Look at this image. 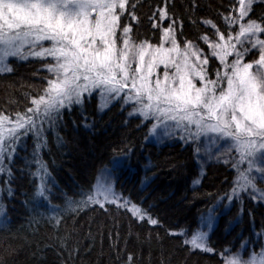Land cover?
Returning a JSON list of instances; mask_svg holds the SVG:
<instances>
[{
    "label": "snow or ice",
    "instance_id": "obj_1",
    "mask_svg": "<svg viewBox=\"0 0 264 264\" xmlns=\"http://www.w3.org/2000/svg\"><path fill=\"white\" fill-rule=\"evenodd\" d=\"M255 5L264 0H231L226 14H220L225 31L211 19L200 20L216 37L197 36L207 44L205 51L196 41L178 39L183 18L172 11L173 0L148 5L147 22L156 43L140 39L138 9L144 5L138 0H0V75L13 71L11 60L39 63L33 75L47 73L41 77L46 86L31 97L30 107L14 117L0 113V200L5 193L9 199L15 195L12 166L19 153L28 152L29 139L32 151L19 171L32 178L34 199L24 203L35 210L37 201L50 200L55 182L42 159L45 150L50 152L49 136L55 135L61 147L59 129L75 110L83 127L90 128L86 105L97 98L100 112L115 105L122 112L130 109L128 118L148 127L146 140H175L191 147L198 169L194 188L213 165L235 173L230 191L201 214L195 230L169 235L183 237L190 252L219 256L220 264H264V224L252 231L254 239L238 237L240 250L233 245L218 252L210 243V233L233 208L239 206V214L225 231L243 219L245 198L264 206V187L258 186L264 183V14L257 16ZM196 7L193 0L192 9ZM192 24L198 26L195 20ZM248 56L254 58L246 61ZM213 59L218 61L214 75L209 68ZM113 152L95 183L80 186L75 193L79 199L66 198L64 211L79 214L96 206L108 211L106 206L115 205L144 224L159 226L148 209L115 191L120 171L132 167L133 149ZM248 214L255 229V216L251 210ZM10 224L6 206L0 204V231ZM132 261L129 255L126 264Z\"/></svg>",
    "mask_w": 264,
    "mask_h": 264
},
{
    "label": "trees",
    "instance_id": "obj_2",
    "mask_svg": "<svg viewBox=\"0 0 264 264\" xmlns=\"http://www.w3.org/2000/svg\"><path fill=\"white\" fill-rule=\"evenodd\" d=\"M138 2L144 5L138 9L143 20L140 39L156 43L147 15L148 5H155L158 0ZM194 2L197 7L192 9L193 0H173L172 11L183 18V36L178 39L196 41L207 51V44L197 41V36L207 34L213 40L216 37L214 30L199 21L211 19L225 31L220 14H226L231 0ZM255 14H264V5H255ZM253 58L248 56L246 61ZM10 63L13 71L0 75V113L15 116L31 106V97L41 93L43 88L38 89L46 72L33 75L41 67L39 63L15 60ZM217 64L218 61L210 60L213 75ZM96 107L95 99L86 105L91 125L88 129L83 127L79 110L65 115L64 126L59 129L63 138L61 147H57L55 135L49 136L50 152L45 150L42 159L48 165L55 187L49 185L50 200L37 201L35 210L32 203H24L34 199L33 180L27 171L23 174L19 171L24 166L23 158L30 156L33 140L27 141L28 152L16 157L12 166L16 176L12 185L15 195L9 199L5 193L0 200L11 221L9 230L0 231V264H126L129 255L133 257L132 264H220L219 256L190 252L182 243L183 237L171 236L169 232L195 230L201 214L230 191L235 173L227 166L213 165L206 169L202 183L194 188L192 181L197 178L198 169L191 147L175 140L165 144L146 140L148 127H138L140 121L129 119L127 109L122 112L119 106H112L100 113ZM126 147L133 149L132 167L120 171L115 189L148 209L159 219V226L144 224L130 211L117 209L115 205L106 206L108 211L98 206L79 214L64 211L66 198L79 199L75 193L80 191V186L87 188L95 183L99 169L109 165L116 154L113 149L118 153ZM238 208L224 215L215 232L210 233V243L218 252L233 245L240 250L238 237L242 234L245 239H254L252 231H260L264 224V206L245 198L243 219L231 232H226L227 222L236 220ZM249 210L255 216V229L250 223ZM255 250L259 251V244Z\"/></svg>",
    "mask_w": 264,
    "mask_h": 264
},
{
    "label": "rangeland",
    "instance_id": "obj_3",
    "mask_svg": "<svg viewBox=\"0 0 264 264\" xmlns=\"http://www.w3.org/2000/svg\"><path fill=\"white\" fill-rule=\"evenodd\" d=\"M46 75H47V73H46ZM46 86V82L44 81L43 82V85H40V87H39V89H38V91L41 89V88H44ZM43 90V89H42ZM42 92V91H41ZM93 99H95L96 100V102L98 103V100H97V98H93ZM92 99V100H93ZM115 106H119V105H115ZM120 107V106H119ZM97 108V107H96ZM98 109V108H97ZM128 111L130 110V109H127ZM106 111V110H105ZM104 111V112H105ZM100 112V111H99ZM100 113H103V112H100ZM14 117V116H13ZM150 140H152V139H150ZM153 142H155L154 140H152ZM169 141H174V140H169ZM169 141H167L166 143H169ZM156 143V142H155ZM102 168H104V167H101L100 169H99V171H98V174H97V176L99 175V172H100V170L102 169ZM258 186H260V187H264V183H260V182H258ZM114 188H115V185H114ZM115 191L117 192V189H115ZM118 194H121V193H119V192H117ZM224 203H225V205L227 204V201H224ZM206 230V229H205ZM264 242V241H263Z\"/></svg>",
    "mask_w": 264,
    "mask_h": 264
}]
</instances>
